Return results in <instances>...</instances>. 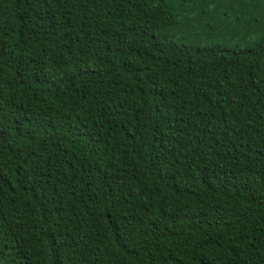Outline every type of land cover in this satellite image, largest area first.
I'll return each instance as SVG.
<instances>
[{
	"label": "trees",
	"instance_id": "16d2710c",
	"mask_svg": "<svg viewBox=\"0 0 264 264\" xmlns=\"http://www.w3.org/2000/svg\"><path fill=\"white\" fill-rule=\"evenodd\" d=\"M0 264H264V0H0Z\"/></svg>",
	"mask_w": 264,
	"mask_h": 264
}]
</instances>
